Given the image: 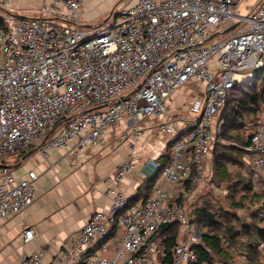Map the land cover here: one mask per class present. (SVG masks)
Listing matches in <instances>:
<instances>
[{
    "label": "built area",
    "instance_id": "obj_1",
    "mask_svg": "<svg viewBox=\"0 0 264 264\" xmlns=\"http://www.w3.org/2000/svg\"><path fill=\"white\" fill-rule=\"evenodd\" d=\"M34 1L0 0V219L33 204L37 173L17 176L5 161L39 141L44 157L53 148L78 156L121 121L159 118L170 164L150 159L160 176L147 199L129 203L120 189L135 172L129 156L111 178L107 209L93 212L49 263L39 248L15 264H196L207 230L191 219L188 205L210 175L235 74L264 72V0L245 16L239 6L247 0H119L94 27L82 23L85 0ZM188 81L199 83V93L182 104L187 116L172 113L170 101ZM256 117L248 124L244 161L258 178L264 177V109ZM132 132L138 137L141 129ZM174 223L179 231L169 259L170 236L160 230ZM21 234L24 243L35 237L32 227ZM258 250L264 264V241Z\"/></svg>",
    "mask_w": 264,
    "mask_h": 264
},
{
    "label": "crops",
    "instance_id": "obj_2",
    "mask_svg": "<svg viewBox=\"0 0 264 264\" xmlns=\"http://www.w3.org/2000/svg\"><path fill=\"white\" fill-rule=\"evenodd\" d=\"M99 1L85 0L82 7L85 26H96L94 20L100 14L92 13L90 4ZM17 2L26 6L35 1ZM100 5L105 7L102 1ZM192 96L179 102L176 95L170 101L171 112L184 115L180 107ZM159 122V118L147 119L139 125L121 121L107 131L96 146L78 156L71 154L70 148H53L44 157L39 152V141L29 152L9 157L5 164L13 174L25 178L30 171H35L38 178L33 204L21 214L0 219V264H15L23 255L39 248L47 251L45 262L49 263L63 241L80 231L93 212L109 207L111 197L107 190L112 185L111 178L117 166L131 155L135 172L122 179L120 189L129 199L140 197L144 193L143 185L154 174L148 161L166 151L168 137L159 133ZM135 126L141 129L138 137L132 132ZM24 227H32L35 232L34 239L28 243L22 238Z\"/></svg>",
    "mask_w": 264,
    "mask_h": 264
},
{
    "label": "trees",
    "instance_id": "obj_3",
    "mask_svg": "<svg viewBox=\"0 0 264 264\" xmlns=\"http://www.w3.org/2000/svg\"><path fill=\"white\" fill-rule=\"evenodd\" d=\"M254 79L264 77V72L259 70L254 74ZM264 109V83L261 86L257 82L250 86V90L245 89L242 83L237 82L231 94L227 97L224 108L220 113V120H223L220 133L215 137L211 150L213 155L212 171L215 172L219 180L228 179L227 164H243L246 167L244 156L247 153L245 147L249 142L246 135L249 131L248 124H255L257 113ZM252 117L248 119V115ZM244 131V135H241ZM246 133V134H245ZM228 137L232 142L229 144L220 143L223 138ZM170 146L156 160L162 167L170 164ZM247 168V167H246ZM248 169V168H247ZM251 173L247 184L243 186L246 192L241 198H247V194H252L249 200L256 202L255 213L251 223H242L241 228H235L231 224V219L236 218L229 212L220 213L210 207H201L195 222L200 228L207 230L201 236V241L196 246L198 262L196 264H238L239 258L244 257L246 264H261L258 246L264 241V177L256 178L254 172ZM212 172H210L211 176ZM160 176V171L154 172L143 185L144 193L140 197L130 199L129 203L137 202L139 199H147L152 191L153 185ZM235 191V190H233ZM160 231H164L170 237L166 240L167 253L169 259L172 247L179 231V224L174 223L164 226ZM231 248L237 250L233 254Z\"/></svg>",
    "mask_w": 264,
    "mask_h": 264
},
{
    "label": "rangeland",
    "instance_id": "obj_4",
    "mask_svg": "<svg viewBox=\"0 0 264 264\" xmlns=\"http://www.w3.org/2000/svg\"><path fill=\"white\" fill-rule=\"evenodd\" d=\"M100 1H102L105 7L100 5ZM100 1L96 2L94 5L93 3L90 4L92 6L90 7V11L92 13L97 12L100 14V16H97L94 20L97 24H101L107 20V16L110 12L116 9V5L119 0ZM256 1L257 0H247L240 4V15L245 16L248 13L247 7L253 6ZM83 29L87 28L83 27ZM229 34L230 32L217 35L215 39L226 38ZM235 79L239 83H242L247 90H250V86H253L255 82H257L259 86L264 83V77L261 76L258 80H255L252 71H246L243 74H235ZM198 84L199 83L197 81H188L178 94V101L181 102L189 96L197 95L199 93ZM176 99L177 98H175L174 101H176ZM180 110L184 115L188 114V111L183 107H180ZM247 117L250 119L252 114ZM241 135H244V131ZM221 141L222 142L220 143L224 144L232 142L228 137L223 138ZM212 159L213 155L211 157V161L209 162L212 174L205 179V188L203 189L202 194H200L190 203V205H188L190 217L192 220H195L201 207H210L214 211H218L220 213L229 212L232 215H235L236 218L231 219V224L235 225V228L240 229L242 223H251L253 220V214L255 213V209L257 207L256 202L252 199L247 201L250 199L252 195L251 193L247 194V198H241L242 195L246 193L242 188L245 184H247L249 178H251V173H249L248 169L243 164L235 166L227 164L229 173L228 179L221 181L218 179L215 172L212 171Z\"/></svg>",
    "mask_w": 264,
    "mask_h": 264
},
{
    "label": "water",
    "instance_id": "obj_5",
    "mask_svg": "<svg viewBox=\"0 0 264 264\" xmlns=\"http://www.w3.org/2000/svg\"><path fill=\"white\" fill-rule=\"evenodd\" d=\"M85 26V25H84ZM85 27H89V26H85Z\"/></svg>",
    "mask_w": 264,
    "mask_h": 264
}]
</instances>
